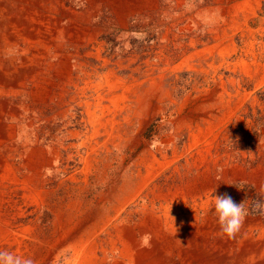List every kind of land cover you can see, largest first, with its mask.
I'll return each mask as SVG.
<instances>
[{"label":"rangeland","instance_id":"rangeland-1","mask_svg":"<svg viewBox=\"0 0 264 264\" xmlns=\"http://www.w3.org/2000/svg\"><path fill=\"white\" fill-rule=\"evenodd\" d=\"M217 10L220 18L206 28L202 15ZM92 18L98 36L78 52L74 115L64 113L67 105L57 107L60 123L44 127L48 140L61 138L60 165L56 177L47 176L42 211L29 217L26 258L34 264H74L76 249L113 212L136 179L137 162L149 155L176 159L159 176L169 184L202 183L195 158L205 142L218 155L264 156V0H157L124 23L108 6L97 7ZM104 74L110 82L101 87ZM115 76L125 94L116 102ZM101 91L110 95L108 128L88 118L81 103L92 99L100 114ZM262 198L256 192L249 204L247 195L245 208Z\"/></svg>","mask_w":264,"mask_h":264},{"label":"bare ground","instance_id":"bare-ground-1","mask_svg":"<svg viewBox=\"0 0 264 264\" xmlns=\"http://www.w3.org/2000/svg\"><path fill=\"white\" fill-rule=\"evenodd\" d=\"M156 1L0 0V250L27 255L29 217L42 211L47 176H55L60 165L61 138L56 133L48 140L44 127L60 123L57 107L67 105L64 113L74 115L76 59L81 45L98 36L92 23L95 10L111 7L124 23ZM109 82V74H104L99 83L104 87ZM112 84L113 100L121 101V78L113 77ZM108 96L98 93L100 114L92 109V99L81 102L88 118L101 127H107ZM211 142H205L202 155L195 158L202 164V183L159 181L176 160L168 155L137 162L135 181L123 186L113 214L102 217L76 249L74 264H264V216L246 205L249 215L230 239L220 231L213 204L214 195L223 194L237 204L249 195L250 204L264 184V156L249 161L246 156L214 154ZM261 145L264 148V141ZM246 185L256 191H247Z\"/></svg>","mask_w":264,"mask_h":264},{"label":"clouds","instance_id":"clouds-1","mask_svg":"<svg viewBox=\"0 0 264 264\" xmlns=\"http://www.w3.org/2000/svg\"><path fill=\"white\" fill-rule=\"evenodd\" d=\"M219 18V11L217 10L205 12L201 20L204 26L208 28L213 26ZM260 193L264 196V184L260 186ZM213 204L214 215L217 217L221 233L230 239L235 238L243 226L245 218L249 215V210L245 208L244 203L237 204L228 194L214 195ZM251 212L264 216V198L253 202ZM0 264H34V261L7 250H0Z\"/></svg>","mask_w":264,"mask_h":264}]
</instances>
